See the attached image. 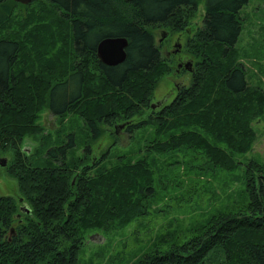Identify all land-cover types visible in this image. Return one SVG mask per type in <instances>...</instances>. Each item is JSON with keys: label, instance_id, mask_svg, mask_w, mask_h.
<instances>
[{"label": "trees", "instance_id": "trees-1", "mask_svg": "<svg viewBox=\"0 0 264 264\" xmlns=\"http://www.w3.org/2000/svg\"><path fill=\"white\" fill-rule=\"evenodd\" d=\"M199 1L0 0V148H10L4 166L19 193L0 194V264H79L91 231L113 230L147 212L156 186L180 187L182 179L169 176L174 165L183 168L184 183L239 167V198L209 206L192 226L159 231L127 264H264V162L250 157L241 167L237 157L255 137L252 120L264 116V88L248 81L233 46L246 0H203L198 34L184 43L188 83L160 108L144 110L154 76L164 70L153 28H182ZM115 34L126 37L125 55L110 64L96 55V42ZM138 77L145 86L139 93L128 84ZM44 106L60 117L82 114L91 136L98 123L112 121L124 122L129 134L146 124L150 132L141 154L106 165L87 154L69 159L67 132L65 143L44 147L46 163L35 164L18 141L22 131L40 127ZM214 250L219 258L210 262Z\"/></svg>", "mask_w": 264, "mask_h": 264}, {"label": "rangeland", "instance_id": "rangeland-1", "mask_svg": "<svg viewBox=\"0 0 264 264\" xmlns=\"http://www.w3.org/2000/svg\"><path fill=\"white\" fill-rule=\"evenodd\" d=\"M29 1L32 2V0ZM17 7L22 8L21 5ZM202 12L203 0H200L195 10L188 15L189 18L182 28L172 31L168 28L169 26L165 25L153 28L155 39L161 37L156 42L159 43L164 70L157 77L154 76L155 79L151 89L147 92L148 94L146 93L148 101L155 102V99L161 96H166L168 99L175 94L172 80L178 81L182 85L188 83L189 71L186 68L174 71L175 60H173L169 50L172 46L178 45L180 48L178 53H182L186 38L189 35L196 36L198 34L194 32L198 26H201ZM238 16L240 28L233 45L236 60L245 68L248 81L252 83L259 82L264 88V0H246L239 6ZM163 30L168 31H164L162 34ZM174 42H177V45H173ZM165 51H167L166 54ZM167 55L170 57L168 58ZM185 56L188 57L184 54L183 57ZM184 60H187V58ZM58 77V75L52 76L53 81L57 80ZM131 77L132 75L130 79ZM143 77H138V83L128 80L130 86L138 85V93L144 90L142 87H145L142 84L140 85ZM89 80L88 78L87 88L84 90L83 98L85 100L91 96L92 87ZM39 96H36V100ZM110 98L112 97L108 94V99ZM78 104L79 101H74L73 105L77 106ZM31 105L32 103H29L30 109ZM152 108L148 104V107H144V110L151 111ZM154 108L157 109L158 107L155 106ZM83 110L86 116L87 114L90 115V109L87 110L84 107ZM37 112V122L40 127L33 132L22 131V137L18 141L21 146L24 144L23 147L27 150V158L35 164L46 163L44 147L58 142L65 143L69 132L71 133V145L67 147L66 151L69 159L78 156L83 157L87 154L89 157L91 156L89 162L93 160L97 163L103 162L104 165L115 161L119 156L133 157V155L141 154L143 140L148 137L150 132L149 124L134 127L130 134L128 131H122V128L114 131L113 128L116 127V122L113 123L114 121H112L110 123H98V134L91 136L93 131L84 126L83 115L74 110L67 112L62 117L53 114L47 106L39 108ZM12 115L17 118L16 114ZM252 121L255 137L251 146L243 153L237 154V157L242 160L241 167L244 166V161L250 157L264 162V116H257ZM0 156L5 157L4 163H0V194L18 197V184L15 178L8 174L4 166L5 162L11 159L10 148H0ZM181 158L192 161L188 154L183 155ZM171 164L169 163L167 166ZM182 170L183 168L177 165L170 169L169 176L175 175L176 177L173 178L182 179L180 187L173 191L170 188L171 185L167 182V186L163 188L164 190L156 186L155 193L147 205V212L135 219H130L113 230H105L104 233L91 231L90 239L86 238L79 253V264H122L121 260H125V264H127L143 252L144 248L142 247L154 238L159 231H166L168 228V231L171 229V232H175L180 226L185 228L192 226L195 223L193 221L202 218L205 212L210 211L209 206L212 209H218L222 207L224 202H233L239 198L241 190L238 189L242 185L241 173L238 174L241 171L239 167L234 170L235 173L224 170L214 175L213 172H209L205 173L201 180H191L187 183H184V172ZM192 177L200 178V175L197 177L192 173ZM217 251H212V256L209 258L210 262H213L215 258H219V252Z\"/></svg>", "mask_w": 264, "mask_h": 264}, {"label": "water", "instance_id": "water-1", "mask_svg": "<svg viewBox=\"0 0 264 264\" xmlns=\"http://www.w3.org/2000/svg\"><path fill=\"white\" fill-rule=\"evenodd\" d=\"M19 2H28L29 0H17ZM163 30L162 34L164 33ZM126 37L124 35H105L98 39L96 42V55L106 63H116L121 60L125 55L124 46L126 44ZM189 62V60H186ZM153 105V102H150ZM24 145V144H23ZM5 157L0 156V163H4ZM21 210H27L28 205L22 202L19 205Z\"/></svg>", "mask_w": 264, "mask_h": 264}, {"label": "flooded vegetation", "instance_id": "flooded-vegetation-1", "mask_svg": "<svg viewBox=\"0 0 264 264\" xmlns=\"http://www.w3.org/2000/svg\"><path fill=\"white\" fill-rule=\"evenodd\" d=\"M160 38L157 37V40H160ZM154 39H155V37H154ZM157 40L155 39V41H157ZM176 43L177 42H174L173 45H175ZM169 51L171 52L170 54H172V56H173V60H175L174 66H173L174 71H178V70H181V69H184V68H186V69L191 68V60H190V58L186 57V56L183 57L184 56V50L182 51V53H178L180 51V48L178 47V45L177 46H172L171 50H169ZM166 52L167 51H165V54H166ZM169 57L170 56H168V58ZM186 58H187V60H189V62H186V60H184ZM111 64H113V63H111ZM172 81L174 83V89H175L174 92H176V90L179 89V87L182 85V83H179L178 81H175V80H172ZM172 97H174V94L171 95L168 99L166 98V96H161V97L155 99V102H153V105H151L150 100L147 102V104H149V106L153 107V108L155 106L160 108L162 105H164ZM125 126L126 125H124V122L118 121L116 123V127L113 128V129H114V131H116L118 128H120V129L122 128L121 129L122 131H127Z\"/></svg>", "mask_w": 264, "mask_h": 264}]
</instances>
